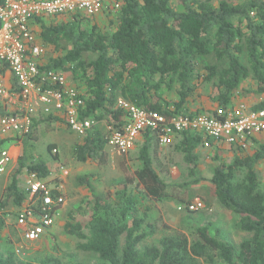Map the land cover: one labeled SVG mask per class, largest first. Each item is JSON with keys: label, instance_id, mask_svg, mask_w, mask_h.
Listing matches in <instances>:
<instances>
[{"label": "trees", "instance_id": "16d2710c", "mask_svg": "<svg viewBox=\"0 0 264 264\" xmlns=\"http://www.w3.org/2000/svg\"><path fill=\"white\" fill-rule=\"evenodd\" d=\"M180 5L183 11L173 0H113L103 9L105 22L78 12L67 22L42 24L44 47L59 56L41 69L67 73L84 100L81 117L106 121L113 131L127 124L120 99L168 120L201 115L225 119L235 110L231 106L244 83L254 82L258 93H264V0H181ZM211 56L216 62L206 65L204 59ZM10 115L0 106V118ZM150 132L138 156L136 178L142 190L126 186L101 196L88 176L78 178L92 195L68 214L64 227L76 249L97 256L102 264H264V183L257 170L264 146L253 154L240 149L232 162L215 167L210 179L220 205L242 217L238 228L252 234L249 240L236 247L209 224L196 231L193 241L177 232L157 246L143 245L155 234L151 207L143 209L144 204L161 200L169 190L153 164ZM203 142L198 133H183L178 143L193 184L205 180L198 164ZM107 145L97 126L81 137L73 156L81 163H104ZM26 146L1 199L2 210L10 203L20 208L27 200L17 180L24 168L43 179L50 175L48 163L31 160ZM243 170L245 176L238 180ZM4 224L0 218V236ZM20 255L0 248V264H62L57 258L35 262Z\"/></svg>", "mask_w": 264, "mask_h": 264}, {"label": "built area", "instance_id": "2783aa9c", "mask_svg": "<svg viewBox=\"0 0 264 264\" xmlns=\"http://www.w3.org/2000/svg\"><path fill=\"white\" fill-rule=\"evenodd\" d=\"M112 1L3 0L0 3V98L7 96L3 80V68L7 66L18 82L20 98L25 103L36 94L43 114H57L79 137L97 127L99 122L81 117L84 100L75 87L68 85L66 75L62 71L41 69L39 61L45 50L37 45L30 21L37 17L78 12L97 16ZM28 106L31 107L29 103ZM119 106L127 113V124L122 131H113L108 126L107 141L123 155L134 149L139 136L146 131H155L161 146L172 145L177 134L198 133L203 137L202 146L206 149H210L213 142L247 149L256 135L264 136V108L251 110L241 106L228 113L225 119L201 115L175 116L168 120L157 112L144 110L121 99ZM32 128L33 118L29 114L0 118L1 135L13 132L25 137ZM11 161L8 151L2 152L0 174L5 172ZM62 170L66 172L64 167ZM25 193L28 204L17 214V224L22 228L21 235L25 241L36 242L54 226L66 200L58 188L35 173L29 175ZM203 207L202 201L196 199L191 210L198 211ZM17 253L22 251L18 249Z\"/></svg>", "mask_w": 264, "mask_h": 264}, {"label": "rangeland", "instance_id": "374dc122", "mask_svg": "<svg viewBox=\"0 0 264 264\" xmlns=\"http://www.w3.org/2000/svg\"><path fill=\"white\" fill-rule=\"evenodd\" d=\"M201 1L205 2L207 0ZM210 1L217 4L218 0ZM227 1L238 3L245 0ZM173 2L179 11H183V7L180 5L181 0H173ZM91 21L94 22V19L92 18ZM215 62L216 60L213 56L204 59L206 65L214 64ZM34 122L35 119L33 120V124ZM98 128L106 137L108 136L109 129L106 121L99 123ZM31 136L33 138L34 134H31ZM179 142L175 141L170 146L156 144V147L152 149L151 155L154 167L169 185V190L168 195L161 200H150L144 204L143 209L151 207L149 220L155 226V234L152 239L146 240L143 245L157 246L163 237L174 235L177 232L184 233L193 241L196 239V231L210 224L212 232L218 231L223 240L229 241L236 247H239L242 242L249 240L252 234L238 228L242 219L241 216L227 211L220 205L215 197L210 178L214 174L215 167L223 162H232L236 154L241 151L231 148L221 149L220 151L212 149L199 150V170L205 180L199 184H193L192 181L195 178L190 173V167L184 162L183 154L179 152ZM137 145L134 150L125 155L119 153L112 146L107 145L104 163L92 161L81 163L68 151L64 161L54 162L52 165H56L55 170L59 165L65 169L72 170L67 183L66 202L63 205L64 208L62 209L63 206L61 207L54 226L40 240L33 243H24L21 240V229L18 227V224L16 225L17 212L10 210L9 214L6 215L9 216L8 220L10 224L8 228L3 227L2 229L0 248L3 251L10 249L14 252L20 249L23 253L19 254L20 257L28 261L39 262L52 257L60 260L62 264H102V261L97 256L78 251L75 240L67 236L64 230L65 224L68 221V214L74 211L83 200L92 195L90 186L82 185L79 183L78 178L88 176L91 186L101 196H106L110 192L114 193L126 186L135 191L142 190L138 186L136 178L137 170L141 165L138 156L142 143H138ZM61 147L64 154L66 152L65 148L63 145ZM256 150L251 147L244 153L253 154ZM41 152L42 150L38 148L33 152L29 148L27 150L28 155L34 157L36 161H38L36 156H39ZM48 155L50 156V153L45 151L43 157ZM40 160H44V158ZM257 170L261 181L264 183V161L257 166ZM14 173L15 170H12L11 179ZM244 176L245 171L243 170L238 174V180H242ZM0 177V179H4L6 175ZM1 190L2 188L0 189V193ZM196 199L201 200L204 207L198 211H192L191 205Z\"/></svg>", "mask_w": 264, "mask_h": 264}, {"label": "crops", "instance_id": "0c3cea01", "mask_svg": "<svg viewBox=\"0 0 264 264\" xmlns=\"http://www.w3.org/2000/svg\"><path fill=\"white\" fill-rule=\"evenodd\" d=\"M70 17L71 15L45 16V17H40L39 19L34 18L30 21V27L36 36L37 45L43 47L45 50V54L40 58L39 61L41 67H46L51 60L57 59L59 56V53L54 52L50 48L44 47L43 41L41 39V35H42L41 25L43 24L46 26H50L54 22L57 23L67 22ZM96 19L97 22L99 23L101 21L102 22L106 21V13H104V10L96 16ZM64 74L67 77L68 85L76 88V85L71 82L70 76L67 73ZM3 80L7 90V96L0 98V106L3 107L10 114H14V115L18 114L22 116L29 114L32 116L33 120L35 119V122L33 124V128L30 133V135L34 134L33 138H32L33 135L30 136L29 139L28 136L20 137L18 134L13 132L7 133L5 135L0 134V143H1L0 157L2 152L8 151L10 157L12 158L11 163L7 167L8 171L5 170L3 174H0V176L3 177L6 175L4 179H0V181H2L0 182V189L2 188L0 193V202L5 190L9 187L14 177L15 173L12 175V179H11L12 170H15L16 172L19 169V159L23 154L24 144H26L27 145L26 148L31 149L32 152L34 150H37V148L39 150L40 149L42 150L39 156L36 155L35 156L38 160L44 158V161H46L50 167L51 172L50 175L46 178V180L50 182L53 187L58 188L59 193L65 197L67 194L68 178L70 177L72 170L65 169L66 172H64L62 170V166L60 167V165L55 170L56 165L55 166L52 165L54 162H58V161L61 162V160L64 161L68 151L70 152V154H73L76 146L80 143V137L76 135L74 132H72L70 128L66 125L64 120L60 118V116H58L57 114L50 116L44 115L41 107L38 105L36 94H33L31 96L30 101L28 102L31 107H29L28 103H25L20 98V87L18 85V82L7 66H4L3 68ZM258 91H259V86H257L256 83L250 81L247 82L246 84L244 83L242 85V88L239 90L241 96L233 100L232 103L233 106L231 107L237 110L241 107V105H245L249 109H256L264 106V93H258ZM145 134L146 133H143L142 135L139 136L135 147L138 146L137 145L138 143H142V145L145 143L146 140ZM181 137L182 135H178V134L175 135L174 142L175 141L179 142L181 140ZM148 139L152 143V149L156 147V144L160 145L158 141L157 133L155 131H152V133L150 132V135H148ZM62 145L64 146L66 151L64 154L62 153L61 150ZM262 146H264V136L256 135L254 139H252L249 142L248 148L242 150L248 151L251 147L259 150ZM226 148H231L234 150L241 149L238 146L230 145L225 142H221V143L213 142L210 147V149L215 151L216 150L220 151L221 149H226ZM201 149L208 150L204 148V146L202 145L199 147L198 151ZM45 151H48L50 153V156L48 155L49 158L48 156L43 157ZM29 157L31 158V160H34V157H32L31 155H29ZM30 174L31 173H29L28 168H24L21 171V173L17 176L19 188L24 192ZM27 204H28V199L25 201V203H23L22 207L20 208H15L12 203H10L9 206L3 210L0 208V218L2 217V219H4L5 228H8L10 224L8 220L9 216H6L9 214L10 210L16 211L18 214L23 208L27 206ZM63 208L64 206L62 207V209ZM17 214H16V225H17ZM21 240L24 243H33V242L25 241L23 237L21 238Z\"/></svg>", "mask_w": 264, "mask_h": 264}]
</instances>
